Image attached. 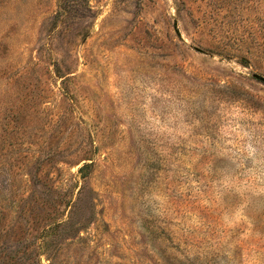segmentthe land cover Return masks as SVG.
Masks as SVG:
<instances>
[{
	"label": "rangeland",
	"instance_id": "obj_1",
	"mask_svg": "<svg viewBox=\"0 0 264 264\" xmlns=\"http://www.w3.org/2000/svg\"><path fill=\"white\" fill-rule=\"evenodd\" d=\"M264 0H0V264H264Z\"/></svg>",
	"mask_w": 264,
	"mask_h": 264
},
{
	"label": "water",
	"instance_id": "obj_2",
	"mask_svg": "<svg viewBox=\"0 0 264 264\" xmlns=\"http://www.w3.org/2000/svg\"><path fill=\"white\" fill-rule=\"evenodd\" d=\"M253 77H254L255 79H258V80H260L261 82L264 83V78H263V77H260V76H258V75H253Z\"/></svg>",
	"mask_w": 264,
	"mask_h": 264
}]
</instances>
